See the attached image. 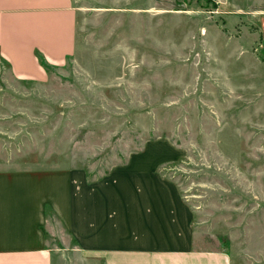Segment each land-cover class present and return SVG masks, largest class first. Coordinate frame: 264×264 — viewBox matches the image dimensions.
<instances>
[{"label": "rangeland", "instance_id": "rangeland-1", "mask_svg": "<svg viewBox=\"0 0 264 264\" xmlns=\"http://www.w3.org/2000/svg\"><path fill=\"white\" fill-rule=\"evenodd\" d=\"M72 4L45 82L0 61V174L64 196V217L44 207L56 264H103L105 229L126 244L148 214L155 237L264 264V0Z\"/></svg>", "mask_w": 264, "mask_h": 264}, {"label": "crops", "instance_id": "crops-1", "mask_svg": "<svg viewBox=\"0 0 264 264\" xmlns=\"http://www.w3.org/2000/svg\"><path fill=\"white\" fill-rule=\"evenodd\" d=\"M75 20L72 0H0V61L17 80L45 82L46 72L36 56H42L50 66L62 65L74 52ZM35 177L0 174V264L58 263L59 250L47 245L43 231L44 207L49 205L52 213L62 218L65 199L55 191L51 196L45 193L49 191L45 178L43 186H38ZM151 220L148 214V225L134 223V229L149 230L143 235L135 231L127 245L119 229L116 233L105 229L107 235L101 239L105 246L95 249L103 264H231L224 251L191 249L187 235H151ZM66 222L63 220L65 234L76 236V227H68ZM54 233L60 237L58 230ZM87 244L88 249L93 248Z\"/></svg>", "mask_w": 264, "mask_h": 264}, {"label": "trees", "instance_id": "trees-1", "mask_svg": "<svg viewBox=\"0 0 264 264\" xmlns=\"http://www.w3.org/2000/svg\"><path fill=\"white\" fill-rule=\"evenodd\" d=\"M36 57H37V60H38L39 64L44 68V70L48 74L47 70H48V67H50V66L45 62V60L42 58V56L37 55Z\"/></svg>", "mask_w": 264, "mask_h": 264}]
</instances>
